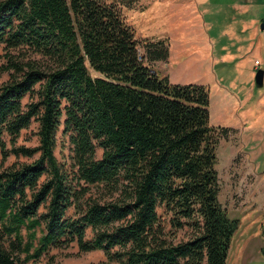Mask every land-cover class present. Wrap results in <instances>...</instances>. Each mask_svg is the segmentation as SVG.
I'll return each mask as SVG.
<instances>
[{"label":"trees","instance_id":"16d2710c","mask_svg":"<svg viewBox=\"0 0 264 264\" xmlns=\"http://www.w3.org/2000/svg\"><path fill=\"white\" fill-rule=\"evenodd\" d=\"M0 46V152L32 159L0 168V264L70 243L118 264L226 263L239 220L218 199L216 147L229 129L210 125L204 85L151 67L164 40L140 55L115 2L0 0ZM33 122L37 144H16ZM60 126L70 166L54 154Z\"/></svg>","mask_w":264,"mask_h":264},{"label":"rangeland","instance_id":"374dc122","mask_svg":"<svg viewBox=\"0 0 264 264\" xmlns=\"http://www.w3.org/2000/svg\"><path fill=\"white\" fill-rule=\"evenodd\" d=\"M115 2L124 17L125 21L133 28L134 35L138 41V48L142 49L141 42L148 33V29L153 34L170 37L169 58L167 69L159 66L158 75H168L170 82L176 84H201L208 89L209 94V123L212 126H224L232 117L234 98L224 96V90L238 91L245 89L264 90V82L257 85L254 80L255 72L264 69V55L257 49H249L244 55L242 48H228L227 54L222 61V41L216 47H198L194 28H186L184 17L180 18V12L173 11L174 7L164 9L157 8L163 0H105ZM214 2V1H213ZM131 3L132 8H127L126 4ZM181 7L184 3L179 0ZM158 9V10H157ZM234 12L226 7H218L215 14L205 19L217 22L214 27L228 26L231 29L236 26L238 18ZM183 12H181V16ZM200 19V17H199ZM201 20V19H200ZM236 20V21H234ZM222 40V39H221ZM242 51V52H241ZM4 50L0 46V64L4 62ZM212 53V55L210 54ZM210 56V57H209ZM214 57V58H212ZM260 63L256 70L252 71L254 61ZM164 69V70H163ZM92 76H99L98 73L89 68ZM6 73L0 74V84L7 80ZM226 104V105H225ZM255 119L259 120L250 123L247 130L241 136L234 138L219 137L216 147V170L218 174V199L222 207L225 208L228 216H239L251 207L253 198L251 194L254 190L259 191V204L254 221L247 227L242 223L234 234L228 251L225 264H264V258L260 254V248L264 245L261 229L264 226V108L258 107L253 111ZM36 123L33 122L27 129L20 132L16 139V144L34 146L37 144ZM258 127L263 134L258 136ZM62 126L56 133V147L54 154L57 160L66 166L71 165L73 155L72 145L68 136L62 134ZM8 140V137H4ZM7 146L9 143L7 141ZM37 155V154H36ZM101 155V150L97 149L96 156ZM32 159L23 156L8 154L3 158L0 152V168H4L13 163L29 162ZM236 184H235V183ZM233 192V203H228ZM245 190V196L240 197ZM243 201V202H242ZM245 203V204H241ZM159 213H162L159 210ZM73 215V208L67 210L66 216ZM164 218V217H163ZM238 219V218H237ZM261 222V227L259 226ZM240 224V222H239ZM190 234V230L184 227L177 231V240H185ZM91 236L87 230V237ZM0 230V243L3 241ZM26 264H118L108 261L101 250H91L80 252L75 243H70L65 247H51L47 254L42 255L38 260H29Z\"/></svg>","mask_w":264,"mask_h":264},{"label":"crops","instance_id":"0c3cea01","mask_svg":"<svg viewBox=\"0 0 264 264\" xmlns=\"http://www.w3.org/2000/svg\"><path fill=\"white\" fill-rule=\"evenodd\" d=\"M164 2L161 4H157L156 7L159 9H164L166 7H174L173 11L175 12H183L180 18H186L185 23L186 28H194L196 36V43H198V47H204V49L211 46V48L216 47V44L222 41V61L224 56L227 54L226 49L228 48H242L244 55L249 49H257L260 53L264 55V28H261V23L264 22V0H183L186 3L181 7L179 0H163ZM214 1V2H213ZM226 7L227 9L233 11L238 21L235 22L236 26L232 29L228 26L214 27L215 22H211L210 19L206 20V17H211L217 11L218 7ZM127 8H132L131 3L126 4ZM157 9V10H158ZM200 17V19H199ZM236 21V20H234ZM148 35L144 37V39L148 40H164L168 47V55L165 61H153L150 63L151 67L156 70L160 64H162V68L167 69L168 58H169V40L170 37L162 35H156L150 32L148 29ZM222 39V40H221ZM251 49V50H252ZM212 55V53H210ZM210 57V56H209ZM214 58V57H212ZM256 61V60H255ZM252 66V71L257 69V66L260 65L255 64ZM163 69V70H164ZM168 80L169 77L166 74ZM170 81V80H169ZM264 82V69H263V80ZM172 83V82H171ZM224 96H228L234 98L233 100V110L231 111L232 117L226 122V124L222 127H226L229 129L228 137L234 138L236 136H241L243 132H245L250 125V123L254 120H259L262 116H257L255 119L253 111L255 108L263 107L264 108V90H253L251 88L245 90L238 91H228L224 90ZM226 105V104H225ZM264 116V115H263ZM253 123V122H252ZM258 136L263 134L262 130L258 127ZM235 183V182H234ZM236 184V183H235ZM233 192L235 193V188L232 190V195L230 196V203H233ZM245 193V190L242 194ZM236 194V193H235ZM259 191L254 190L251 194V198H253V202L251 203V207L247 209L245 212L239 216H232V218H238L241 226L243 223L246 227L258 219L255 218L257 214V207L259 202ZM244 195H240L243 198ZM243 202V201H242ZM245 204V203H241ZM261 227V222L260 225Z\"/></svg>","mask_w":264,"mask_h":264},{"label":"water","instance_id":"95a60500","mask_svg":"<svg viewBox=\"0 0 264 264\" xmlns=\"http://www.w3.org/2000/svg\"><path fill=\"white\" fill-rule=\"evenodd\" d=\"M260 27H261V28L264 27V22L261 23ZM254 80H255V82H256L257 85H261V84H262V80H263V70L258 69V70L255 72Z\"/></svg>","mask_w":264,"mask_h":264},{"label":"built area","instance_id":"2783aa9c","mask_svg":"<svg viewBox=\"0 0 264 264\" xmlns=\"http://www.w3.org/2000/svg\"><path fill=\"white\" fill-rule=\"evenodd\" d=\"M264 28V27H263ZM138 53L141 55L143 53L141 48H138ZM255 64H258V61H255Z\"/></svg>","mask_w":264,"mask_h":264}]
</instances>
